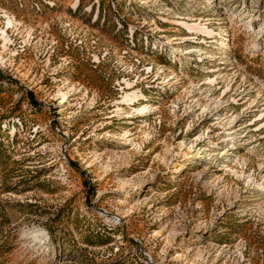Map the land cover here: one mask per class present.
Returning <instances> with one entry per match:
<instances>
[{
  "label": "rangeland",
  "instance_id": "374dc122",
  "mask_svg": "<svg viewBox=\"0 0 264 264\" xmlns=\"http://www.w3.org/2000/svg\"><path fill=\"white\" fill-rule=\"evenodd\" d=\"M0 264H264V0H0Z\"/></svg>",
  "mask_w": 264,
  "mask_h": 264
}]
</instances>
